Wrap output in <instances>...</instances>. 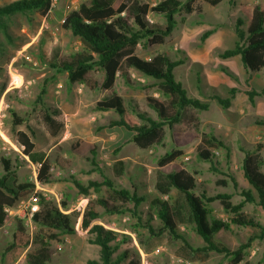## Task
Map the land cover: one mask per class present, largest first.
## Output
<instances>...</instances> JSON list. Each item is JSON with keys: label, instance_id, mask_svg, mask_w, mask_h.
<instances>
[{"label": "rangeland", "instance_id": "obj_1", "mask_svg": "<svg viewBox=\"0 0 264 264\" xmlns=\"http://www.w3.org/2000/svg\"><path fill=\"white\" fill-rule=\"evenodd\" d=\"M13 1L16 0H0V6ZM82 1L50 0L52 6L46 14L16 15L12 18L8 24L11 42L6 41L0 34V43L3 45V51H0V177L4 174L1 158H6L10 162L12 171V175L7 180L10 187L26 182L41 185L35 180L39 164L30 162L23 155L22 148L16 140V132L24 131L34 143V152L43 154L51 165L49 183L39 187L45 189L47 201L55 204L65 201L69 206V212L82 211L85 199L78 194L70 179L83 185L89 181L101 182L102 172L103 176L112 179L116 186L129 191L136 190L139 195L145 196L147 201L159 198L173 203L179 210V220L176 222L181 236L193 249L200 248L203 242L194 232L193 224L183 205L182 196L176 192L164 198L156 190L155 183L164 174L181 167L194 174L197 180L194 193L205 192L208 196L218 193L231 194V202L237 204L242 200L239 195L240 190H251L241 171L243 157L241 149L250 148L254 143H264V127L255 124L256 120H264V94L255 98V104L251 109L244 90L249 85L250 88L260 91L264 86V70L257 73L246 71L239 57L221 60L218 63L220 60L218 51L212 52L208 58L209 62L204 65L197 58L206 51L208 40H201L205 29L229 20L233 28L234 20L241 17L239 13L241 5L264 4V0H236L235 6L229 5L228 0H222L216 6H211L204 0H193L192 7L196 10L191 14L180 13L175 16L177 23L163 45L141 44L138 46L136 54L146 60L157 54L164 55L170 60H182L183 63L174 69V76L190 96L201 101H206L212 94H218L224 98L227 97V90L232 84L233 87H238L239 93L233 101V107L248 108L243 115H238L229 110H222L216 101H210L208 110L196 113L198 137L189 135L185 125H175L172 129L165 127L161 143L147 150L125 142L123 133L117 127L107 128L108 121L116 119L114 113H102L94 109V103L107 98L108 92L99 90L90 92L83 85L70 86L67 83L66 74H53L43 63L85 50L78 40L73 39L61 28L66 14L77 9ZM129 1L146 3L152 7L162 0ZM147 19L152 24H164L162 17L151 12L147 15ZM226 25L221 26L225 31ZM214 47H218L220 51L232 48L233 40L232 42L220 41ZM190 59L193 62H190ZM236 63L240 67L239 73L232 71ZM221 68H227L239 77L234 74L235 78H231L222 72L226 77L221 80L217 78ZM255 74H258V78L262 75L261 81L253 77ZM248 76L253 78L249 83ZM197 77L204 85L224 83L226 87L222 86V88L225 92L222 88L220 90L224 94L220 95L215 89L207 86L208 95H205L202 84H199V87L197 85ZM209 77L213 79L205 83ZM132 79L136 83L153 82L135 72H132ZM45 81L50 83L47 87L45 102L48 106L59 110L55 120L62 124L56 136L49 133L48 128L41 121V109L35 105L40 85ZM113 90L123 98L127 108L130 106V101L137 106H143V94L138 86L128 87L118 79ZM154 92L155 97L160 96L156 90ZM240 99L243 100L240 101ZM10 111H14L19 117L25 119L26 123L14 127ZM257 111H259L258 114H256ZM147 113L156 119L152 110L147 109ZM189 115L190 109L184 117ZM237 132L244 134L245 137ZM80 141L96 147L95 161L99 171L92 165L88 150L83 151V146L78 148L82 154L72 150V146ZM217 142H221L224 147H220ZM176 145H179L183 151L182 157L172 164L159 168L158 159L174 149ZM201 150L210 153V159L214 162L218 173L210 171V164L198 156ZM122 157L125 161L123 174L121 177H115L112 174L113 161ZM258 158L262 163L261 172L264 174V153H259ZM60 160L69 162L67 170L58 165ZM231 178L237 183L236 189L233 187ZM90 193L91 198L102 197L105 194L104 187L99 193ZM207 206L210 210V218L228 221V216L223 212L218 201L211 202ZM140 209L144 219L147 203L142 204ZM242 210L254 214L264 225V211L259 206L246 204ZM79 223L80 217L74 222L75 235L58 234L56 231L40 228L38 225L32 232L24 230L31 240L36 236L45 240L54 237L50 242L54 252L49 264H85L86 260L97 257L98 249L88 242L89 236L80 230ZM94 223L110 225L115 231L129 235L131 240L128 246L141 264H228V260L214 252L192 253L180 239H172L168 233L158 237L150 236L146 230L135 228L136 221L128 216L105 215L102 220ZM17 224L13 222L9 227V233L0 236V264H26V254L32 248L31 245L21 251L15 263H10L2 257V252L10 243L12 232ZM151 225L154 228L159 226L155 219L151 221ZM255 232L251 228L231 225L228 231L221 230L215 237L217 241L234 250ZM240 264H264V245L259 241L253 242Z\"/></svg>", "mask_w": 264, "mask_h": 264}, {"label": "trees", "instance_id": "obj_2", "mask_svg": "<svg viewBox=\"0 0 264 264\" xmlns=\"http://www.w3.org/2000/svg\"><path fill=\"white\" fill-rule=\"evenodd\" d=\"M193 0H162L150 7L146 3L130 2L129 0H83L76 10H72L64 17L61 28L70 36L78 40L85 48L84 51L74 52L56 58L53 61L43 62L53 74H66L70 86L83 85L88 91H105L109 96L94 103L98 112H111L116 119L108 121L107 128L122 127L132 133L129 143L140 149H151L161 143L164 137V128L172 129L175 125H185L186 131L193 137H198V119L196 113L206 111L210 101H216L222 110H229L235 95L236 88L227 90V97L212 94L206 101L190 96L187 90L175 79L174 69L180 66L182 60H170L164 55H155L149 60L140 58L136 52L141 44L147 46L163 45L177 21L175 16L180 13L191 14L196 9L192 7ZM211 6L218 5L222 0H204ZM229 5H235L236 0H228ZM50 0H16L0 6V34L8 42L12 38L8 34L9 23L16 15L46 14L50 10ZM154 13L164 19L163 25L152 24L147 15ZM241 15L233 24L235 42L232 48L219 54L221 59L235 56L240 57L243 68L252 73L264 70V4H243L239 8ZM212 34L211 30L201 35L204 41ZM0 43V51H3ZM42 60L41 58H39ZM43 61V60H42ZM225 75L235 78L227 68H221ZM132 72L151 79L152 83H136L132 79ZM120 79L128 87L138 86L143 94V106H137L131 101L128 108L124 105L121 96L114 92V85ZM199 87L200 78L196 79ZM50 83H41L35 99V105L41 109V121L48 128L52 136H56L62 124L55 120L59 110L47 105L45 95ZM154 90L159 97L154 96ZM264 94V87L260 91L245 92L248 102L254 105L255 97ZM147 109L155 113L156 119L148 115ZM190 115L184 117L187 110ZM13 126H21L26 120L10 111ZM255 124L264 127V120H256ZM28 129V128H27ZM29 130V129H28ZM16 140L22 148L23 155L32 163L39 164L36 181L47 185L50 180V162L41 153L34 152V143L24 131L16 132ZM214 140V139H213ZM224 147L221 142H217ZM88 150L91 163L97 168V156L94 145L78 142L72 150ZM176 145L170 152L158 159V167L163 168L182 157L183 151ZM241 171L243 178L250 185L251 190L241 189L239 195L242 200L233 204L231 194H215L208 196L205 192L194 193L197 180L191 174L179 167L173 172L164 174L155 183L156 190L161 195H168L175 190L182 196L188 218L193 224L194 232L203 242V246L193 249L187 240L181 236L176 220H179V210L173 203L154 198L147 201L145 196L139 195L136 190L129 191L116 186L112 179L103 176L101 182L89 181L86 185L70 179L79 195L85 202L82 211L69 212L65 201L55 204L42 198L40 209L34 217V222L40 228H47L62 235H75L74 222L80 217V230L89 236L88 242L95 246L97 257L86 260L85 264H141L128 246L131 238L121 234L110 225L94 223L106 216H128L136 221L135 228L146 230L150 236L158 237L168 233L172 239H180L187 250L195 252H214L228 260V264H240L249 252L253 242L259 241L264 245V225L254 214L246 213L242 209L246 204L259 206L264 211V174L261 172L262 163L258 154L264 153L263 143H254L250 148H242ZM82 154V153H81ZM198 156L210 164V171L218 173L215 164L211 161L210 153L205 150L198 152ZM56 162H58L56 160ZM4 174L0 177V226L5 220L4 206L12 207L19 199L28 197L34 190V183H20L10 187L8 178L12 175L10 162L1 158ZM68 169V161H59L58 164ZM99 171V170H98ZM124 171V162L116 161L112 166V174L121 177ZM234 189L237 183L231 178ZM224 183V181H221ZM104 187V196L91 198L90 192L99 193ZM218 201L228 221L210 218L208 204ZM147 203V212L143 219L141 205ZM157 220L159 226L154 228L152 220ZM251 228L256 232L248 236L245 243L231 250L226 244L216 240L215 235L221 231H228L230 226ZM49 237H34L33 240L26 234L20 223L17 224L11 235L2 257L10 263H15L21 251L31 245L26 254V264H49L53 250ZM127 247H124V246Z\"/></svg>", "mask_w": 264, "mask_h": 264}, {"label": "crops", "instance_id": "obj_3", "mask_svg": "<svg viewBox=\"0 0 264 264\" xmlns=\"http://www.w3.org/2000/svg\"><path fill=\"white\" fill-rule=\"evenodd\" d=\"M235 6V5H234ZM240 18V17H239ZM238 19V18H237ZM237 19H235L234 20V22L233 23H235V21L237 20ZM227 24V25H226ZM224 25H226V31L224 30V28H222L221 26H224ZM208 30H211L212 31V34L210 35V36H208V38H206L205 40H208V41H206V47H205V52L201 55V57L200 56H198V58H197V60L202 64V65H204V64H206L207 62H209V55L212 53V52H215V51H218V53L220 54V53H222L223 51H220L219 50V48L218 47H214L218 42H220V41H226V40H230L231 42H232V40H233V45H234V42H235V34H234V31H233V28H232V24L230 23V20L228 21V22H226V23H222V24H216L215 25V27H211V28H209V29H205V31H208ZM230 49V48H229ZM219 56V55H218ZM189 57H192V56H190L189 55ZM235 57H239V56H235ZM220 58V57H219ZM232 58H234V57H232ZM240 58V57H239ZM195 59V58H194ZM228 59H231V58H228ZM221 60H227V59H221L220 58V60L218 61V63L221 61ZM214 61H216V60H214ZM190 62H193L192 61V59H190ZM241 62V61H240ZM198 63V62H197ZM217 63V64H218ZM243 67V66H242ZM239 69H240V67L238 66V64L236 63V67H235V69L234 70H232V71H239ZM239 73V72H238ZM235 74V73H234ZM236 75V74H235ZM217 76V75H216ZM236 76H238L239 77V75H236ZM224 77H226L221 71L219 72V75L217 76V78H219V79H223ZM253 77L254 78H256V79H259L260 81H261V79H262V75H261V77L260 78H258V74H255V75H253ZM251 78L252 77H250V76H248V83L249 82H251ZM211 79H213V78H207L206 79V81H205V83H207L208 81H210ZM253 79V78H252ZM202 84V85H201ZM208 84H211V85H204V83H200V85L203 87V90H204V94L205 95H208L207 94V90H208V88H207V86L208 87H211L212 89H215L220 95H223L224 93L222 92V91H220L221 90V88H222V86H225V84L224 83H222V82H217V83H208ZM261 84V83H260ZM206 86V87H205ZM226 87V86H225ZM264 87V86H263ZM262 87V88H263ZM228 88V87H227ZM229 88H235V87H233L232 86V84H230V86H229ZM228 88V89H229ZM238 88V87H237ZM236 88V89H237ZM261 88V89H262ZM223 89V88H222ZM224 90V89H223ZM250 90H252V88H250V86L248 85V88L247 89H245L244 90V93L245 92H247V91H250ZM254 90V89H253ZM91 92V91H90ZM197 92V91H196ZM224 92H225V90H224ZM237 94H239V93H237ZM236 94V95H237ZM236 95H235V97H234V99H233V101L235 100V98H236ZM120 96V95H119ZM259 97H261V96H259ZM256 98V97H255ZM103 100V99H102ZM241 100H243V99H240V101ZM100 101V100H99ZM233 101H232V105H231V107L229 108V112H231V113H233V114H238V115H243L246 111L245 110H248V108H244V109H241V108H239V107H233ZM97 102V101H96ZM250 104V103H249ZM254 104H255V99H254ZM253 106L254 105H251L250 104V108L252 109L253 108ZM259 113V111H257L256 112V114H258ZM55 118V117H54ZM122 133H123V135H124V137H125V139H124V141L125 142H127L128 144H129V140H130V138H131V136H132V133L131 132H128L126 129H124V128H122V127H117ZM238 134H241V133H239V132H237ZM241 135H243V137H245V135L244 134H241ZM264 144V143H263ZM116 161H123V162H125L124 161V158L122 157V158H120V159H118V160H114L113 161V164L116 162ZM184 169V168H183ZM184 170H186V169H184ZM187 172H188V170H186ZM190 173V172H189ZM44 187V186H43ZM45 190V189H44ZM173 194H176V191L175 190H171L170 192H169V194L168 195H173ZM164 196V198L165 197H167V195H163ZM83 208V207H82Z\"/></svg>", "mask_w": 264, "mask_h": 264}, {"label": "built area", "instance_id": "obj_4", "mask_svg": "<svg viewBox=\"0 0 264 264\" xmlns=\"http://www.w3.org/2000/svg\"><path fill=\"white\" fill-rule=\"evenodd\" d=\"M35 186V190L28 197L19 199L12 207L4 206L5 220L0 226V236H5L9 233V227L12 226L13 222L14 224L20 223L27 232H32L36 229L37 224L34 222V217L40 209L42 198L47 201L48 197L46 192L39 188L41 185L35 183Z\"/></svg>", "mask_w": 264, "mask_h": 264}]
</instances>
